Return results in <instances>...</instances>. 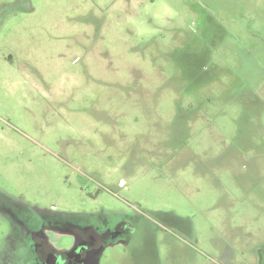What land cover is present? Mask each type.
<instances>
[{
	"label": "rangeland",
	"instance_id": "374dc122",
	"mask_svg": "<svg viewBox=\"0 0 264 264\" xmlns=\"http://www.w3.org/2000/svg\"><path fill=\"white\" fill-rule=\"evenodd\" d=\"M140 220L95 264H264V0H0V264Z\"/></svg>",
	"mask_w": 264,
	"mask_h": 264
},
{
	"label": "flooded vegetation",
	"instance_id": "af4514ba",
	"mask_svg": "<svg viewBox=\"0 0 264 264\" xmlns=\"http://www.w3.org/2000/svg\"><path fill=\"white\" fill-rule=\"evenodd\" d=\"M143 224V220L135 225L122 226L124 224H116L114 229L106 228L102 233L100 231L95 232L92 228L80 229L77 231L76 242L68 249L69 251L62 253L55 250L43 235L37 238L40 240L36 242L37 247L34 251L38 256L37 264H95L102 246L104 248L109 243L117 241L122 244H129L134 249H144L149 244L147 243L148 236L144 238V235H150L151 230L148 231ZM181 225V222L177 223V226ZM152 244L154 248V243L152 242ZM144 258L142 257V259ZM135 262L136 264H144L140 260H135Z\"/></svg>",
	"mask_w": 264,
	"mask_h": 264
},
{
	"label": "water",
	"instance_id": "95a60500",
	"mask_svg": "<svg viewBox=\"0 0 264 264\" xmlns=\"http://www.w3.org/2000/svg\"><path fill=\"white\" fill-rule=\"evenodd\" d=\"M52 262H54V261L52 260Z\"/></svg>",
	"mask_w": 264,
	"mask_h": 264
}]
</instances>
